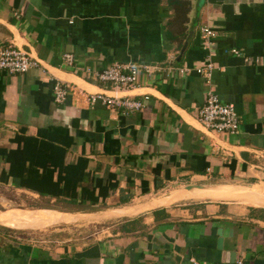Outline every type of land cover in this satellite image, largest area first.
<instances>
[{"label":"crops","instance_id":"0c3cea01","mask_svg":"<svg viewBox=\"0 0 264 264\" xmlns=\"http://www.w3.org/2000/svg\"><path fill=\"white\" fill-rule=\"evenodd\" d=\"M184 1L179 46L167 0H0V45L43 68L0 73V187L56 205L0 211V264H264V0ZM114 61L157 68L115 94L142 110L87 102L113 96L94 75ZM206 61L208 88L193 71ZM55 82L73 89L62 104ZM207 89L233 105L237 135L198 125ZM79 221L107 231L77 237Z\"/></svg>","mask_w":264,"mask_h":264},{"label":"built area","instance_id":"2783aa9c","mask_svg":"<svg viewBox=\"0 0 264 264\" xmlns=\"http://www.w3.org/2000/svg\"><path fill=\"white\" fill-rule=\"evenodd\" d=\"M199 33L203 38L202 50L208 54L211 49V40L214 38V33L205 27L200 28ZM62 59L67 65H71V55L64 54ZM34 68L43 69L38 60L28 56L12 43L8 42L0 45V73L22 75ZM156 69L138 62L114 61L106 68L95 72L94 75L98 82L111 85L113 96H106L101 93L91 94L88 96L87 102L91 105L99 101L102 106L108 109H117L124 113L138 112L143 109V102L118 97L115 94L123 90L133 89L137 85L139 76H149ZM213 69V64L206 61L202 66L194 68L193 71L196 76L204 81L208 88L210 74ZM178 72L183 74L186 70L179 69ZM72 93L73 89L71 87L63 86L59 82H55L51 88V98L56 104H62ZM146 99V97H143V101H146ZM196 121L202 130L215 135L226 134L235 136L239 132L238 118L233 105L221 102L208 89L204 102L197 111ZM189 262L190 264H198L192 259ZM230 264H244V262L236 260Z\"/></svg>","mask_w":264,"mask_h":264},{"label":"rangeland","instance_id":"374dc122","mask_svg":"<svg viewBox=\"0 0 264 264\" xmlns=\"http://www.w3.org/2000/svg\"><path fill=\"white\" fill-rule=\"evenodd\" d=\"M54 207H56L55 204H50L47 201L36 200V199H33V198H31L25 194L14 192L13 190L8 189V188L0 187V211H4V209H7V208H16V209H20V210H33V209H43V208L53 209ZM75 216H76V219H74L72 222L66 223V224H71V223L75 222L79 218V216H77V215H75ZM85 225H88V224L83 223V221L82 222L79 221V223H77V225L76 224L72 225V226H78V227L76 229L72 227V229H69V231L74 229L76 231V233L78 232L77 237L78 236L79 237L85 236L86 234H93L94 237H98L107 231V230H105L104 226L89 225L87 227ZM49 227H46V228H49ZM7 230L8 231H5V232H8L9 234H17L20 237L27 235V238L32 237V238H34L33 241H36V242H40L43 240L41 238L42 235H49L48 234L49 231H45V233H35L33 231H39V230H13V229H11V230L7 229ZM41 230H43V229H41ZM64 234L65 235L63 237L67 238L68 237L67 233H64ZM40 239H42V240H40Z\"/></svg>","mask_w":264,"mask_h":264},{"label":"trees","instance_id":"16d2710c","mask_svg":"<svg viewBox=\"0 0 264 264\" xmlns=\"http://www.w3.org/2000/svg\"><path fill=\"white\" fill-rule=\"evenodd\" d=\"M171 16L164 26L165 38L169 41L176 40L180 46L186 38L187 13L189 4L184 0H167Z\"/></svg>","mask_w":264,"mask_h":264},{"label":"water","instance_id":"95a60500","mask_svg":"<svg viewBox=\"0 0 264 264\" xmlns=\"http://www.w3.org/2000/svg\"><path fill=\"white\" fill-rule=\"evenodd\" d=\"M190 36V34L188 35V37ZM186 46V43L183 44V46L181 47L178 57L175 59L176 62L179 61L180 55L182 54L184 48ZM185 191L189 194V195H195L197 192H201V191H214L216 189H220L223 190V188L219 187L217 188L216 186H186ZM217 235L219 236L220 233L217 231ZM220 239L217 240V248H219L220 246Z\"/></svg>","mask_w":264,"mask_h":264}]
</instances>
